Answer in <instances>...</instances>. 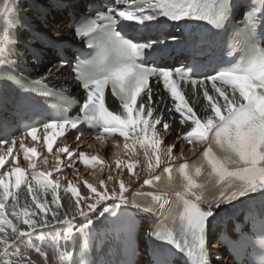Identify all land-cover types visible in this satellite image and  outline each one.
Wrapping results in <instances>:
<instances>
[{
    "label": "snow or ice",
    "instance_id": "6c2138e0",
    "mask_svg": "<svg viewBox=\"0 0 264 264\" xmlns=\"http://www.w3.org/2000/svg\"><path fill=\"white\" fill-rule=\"evenodd\" d=\"M16 2L0 0V68L9 64ZM239 8L244 9V28L239 47H234L240 53L238 59L215 66L171 67L156 62L169 51V41L180 42L170 29L190 27L196 31L201 24L209 26L210 31L223 29ZM74 27V34L86 38L95 52L73 69L84 96L79 112L69 116L67 108H62L51 119L33 120L22 129L24 136L38 141L37 132L43 130V145L55 155L56 173L64 170L62 156L68 160L67 168L77 160L86 167L104 163L100 157L77 151L67 143L59 146L57 137L67 140L76 130L75 140L79 141L82 124L97 133V139L115 141L117 135L123 137L126 150L135 153L134 144L143 150L144 164L118 159L116 168H126V175L139 180L134 169L142 167L150 173L142 181L148 186L163 181L162 173H167L164 193L127 195L129 185L123 179L114 180L112 175L106 178L114 183L111 190L104 179L98 186L84 180V194L79 182L69 181L63 187L59 176L52 178V171L36 170V149L25 147L23 137L16 151L23 153L30 174L19 166L3 170L9 162L17 164V139L10 138L8 127L0 121V264H48L49 251L58 257V264H77L68 259L76 256L70 242L77 236L90 235L97 213L98 219H119L129 205L148 213L165 209L162 220L151 226L150 236L156 241L152 264H174L178 256L191 258L192 264H210L209 231L225 207L257 199L264 205V0L259 7L251 0H112L106 10L96 11L94 19L82 17ZM70 64L61 56L56 68H49L47 75L37 80L15 79L12 74L6 78L25 92L52 95L45 81ZM181 85H190L193 94L202 92L206 102L203 114L194 109ZM106 89L119 100L116 110H109L106 104ZM164 93L168 102L158 108ZM173 135L175 140L169 144ZM130 139L134 144L128 143ZM178 141L204 147L194 160L172 164L177 160L174 150ZM174 171L181 177L182 190L175 191L177 199L172 201L167 192L173 185ZM197 178L205 179L201 182ZM115 183L119 184L118 191ZM25 189L31 199L21 205L19 194ZM61 191L70 194L66 204H62ZM249 219L255 222L257 217L250 215ZM259 220L264 225V212ZM51 225L59 226L60 231ZM43 229L54 233L52 243L33 246V238L45 240V235L38 232ZM126 242L132 246L131 233ZM21 246L26 249L24 253ZM259 246L264 251V240ZM12 257L19 259L14 261ZM79 264L86 262L81 259ZM256 264H264V254Z\"/></svg>",
    "mask_w": 264,
    "mask_h": 264
},
{
    "label": "bare ground",
    "instance_id": "6f19581e",
    "mask_svg": "<svg viewBox=\"0 0 264 264\" xmlns=\"http://www.w3.org/2000/svg\"><path fill=\"white\" fill-rule=\"evenodd\" d=\"M70 1V4L64 8L59 9H52L43 16L41 19H39V22L35 18V22L38 26H50L49 33L57 39V40H63L65 38H71V31H70V18L68 15V12H71L73 15H77L80 12H83L85 8V3L91 2L92 0H68ZM28 41H32L31 37H27ZM23 50V49H22ZM26 59L30 62L31 56L26 57ZM60 63V59L56 58L54 53H51L50 50H47L46 53L43 54V60L39 65L34 66V71L31 74L32 77H42L46 76L48 73V69L52 68L55 69L56 66ZM58 78V81L55 79ZM49 81L54 82L55 84L59 85L61 88L66 89H72L75 90L76 84L71 79L68 68L64 67L61 69L58 73H55L52 77L47 79ZM210 87V85H209ZM186 98L189 100L191 105L194 107V109L202 113V105L206 103L203 100L202 92L199 94H193L191 88H188L185 92ZM165 99L163 101H160L157 103L156 107L162 108L164 103L168 102V96L164 93ZM109 104L112 108V110H116L119 106V102H117L114 99H109ZM170 106V104H169ZM178 131V129H174V132ZM175 140V135L172 136L171 139L168 140V143L171 144ZM20 142V140H19ZM19 142L17 146L14 149V154L17 156V164L12 165L10 162L6 164L5 168L3 170H8L13 166H19L25 168L28 173L30 174V169H28V162L23 159V153L17 152ZM39 140L36 142V152L37 156L34 158L35 163L37 165L36 170L37 171H52L53 177L55 178L59 176L60 182L63 187L67 186V183L69 181H72L73 183L79 182V187L81 194H84L87 192V189L83 187V181L87 180L88 183H92L94 186H98L101 179L106 180L108 175H112L114 177V180L123 179L124 182L129 185V193L127 195H132L134 193H139L143 190H149L152 189L151 186L143 185L142 181L143 179L149 177L150 173L144 170L142 167L138 166L136 169H134V172H136L139 175V180L136 179L135 176L129 177L126 175V168H124L122 171L120 169L116 168V161L119 159L120 161H129V160H138L140 161V164H144V155L143 150L140 149L138 144H134V140L130 139L128 141L129 144H134L135 147V153H133L131 150H126L124 148L125 140L123 137L117 136L115 141L107 142L104 140L97 141L93 140L91 138L88 139H82L79 141H67L66 143L69 144L70 147H72L75 150L84 151L89 156L96 155L100 157L104 163L102 165H95L94 167H86L83 164H80L77 160L76 163L73 165L72 168L65 167L68 164L67 158L62 156V168L63 171L56 173L53 171L55 169L56 161H55V155L54 153L49 154L47 152V148L43 145V143H40ZM25 143V142H24ZM66 143L59 142L57 143L59 146H64ZM178 147L174 150V154L177 157V160L174 162H179L182 160L189 159L193 156V154L200 149L201 145H188L186 142L178 141ZM56 146V145H55ZM54 146V147H55ZM25 147L32 148L33 146H29L27 143H25ZM6 150V149H5ZM105 152H107L105 154ZM166 159V158H165ZM10 161V158H9ZM170 162V163H174ZM106 186L109 190H111L114 187V183L112 181L106 180ZM115 188L118 191L119 190V184L115 183ZM20 203L23 205L25 199L28 200L30 203V197L26 196V189L24 190V193H20ZM62 204H66L67 200L70 199V194H65L61 191L60 193ZM47 199H51L50 194L47 196ZM130 206V205H129ZM128 206H125V209ZM62 211H66V209L62 208ZM98 213L96 216H93L94 222H99L104 218H97ZM77 220L80 218L77 217ZM149 219H151L149 217ZM79 226L78 224L76 225ZM50 228H56L57 232L60 231V227L56 225H51ZM41 234L45 235V240H40L38 238H33L32 245L35 247H40L41 245H48L52 243V236L53 232H51L49 229H43L38 230ZM63 243V242H61ZM213 246H219L217 243H213ZM47 251V247L45 248ZM21 253H24L26 251L24 246H21L20 248ZM32 258L34 261L37 260L35 253H32ZM12 259L15 261L19 259V257H12ZM39 264V262H37ZM48 264H58V257L53 254V252H48Z\"/></svg>",
    "mask_w": 264,
    "mask_h": 264
},
{
    "label": "rangeland",
    "instance_id": "374dc122",
    "mask_svg": "<svg viewBox=\"0 0 264 264\" xmlns=\"http://www.w3.org/2000/svg\"><path fill=\"white\" fill-rule=\"evenodd\" d=\"M51 27V25L50 26H48V32H49V28ZM51 34V33H50ZM81 150V148H79V150L78 151H80ZM107 152H105V154H106Z\"/></svg>",
    "mask_w": 264,
    "mask_h": 264
}]
</instances>
